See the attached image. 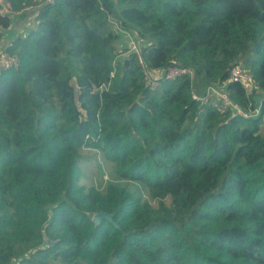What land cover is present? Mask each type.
<instances>
[{
  "label": "trees",
  "instance_id": "1",
  "mask_svg": "<svg viewBox=\"0 0 264 264\" xmlns=\"http://www.w3.org/2000/svg\"><path fill=\"white\" fill-rule=\"evenodd\" d=\"M8 1L14 13L35 4ZM37 5L36 29L7 48L18 68L0 74V264H264V0ZM111 16L139 54L120 59ZM10 17L0 15V42ZM140 58L150 72L193 76L151 89ZM234 66L251 86L231 81ZM212 86L261 114L203 102ZM83 149L159 207L81 186ZM100 212L116 225L97 226Z\"/></svg>",
  "mask_w": 264,
  "mask_h": 264
},
{
  "label": "built area",
  "instance_id": "2",
  "mask_svg": "<svg viewBox=\"0 0 264 264\" xmlns=\"http://www.w3.org/2000/svg\"><path fill=\"white\" fill-rule=\"evenodd\" d=\"M41 4H54L55 0H40ZM40 6L33 7L31 6L29 9H36L38 10ZM14 10L9 3L8 0H0V15L7 16L12 15ZM109 22L114 29V31L119 36V45L124 48H128L129 52L140 53V45L137 42V38L135 33L130 30L125 29L119 21L111 16L109 18ZM141 66L143 67L144 76H145V83L151 89H155L158 86V82L162 79L164 80H174L179 77L183 76H193V71L187 68L181 67H171L162 71H155L150 72L146 69L143 60L140 58ZM19 66V58L15 55H10L7 52L0 53V74L5 70L18 68ZM158 72V73H157ZM231 81L240 82L244 85L251 86L252 85V78L251 75L242 67V66H234L231 69ZM194 100H199V98L194 95ZM203 102H212L222 108L231 107L235 110L237 115L244 116L246 118H256L261 114V104H259L255 111L253 112H244L241 109L237 108L232 101L230 100L229 96L226 93L224 87L221 86H212L210 87L204 98L202 99Z\"/></svg>",
  "mask_w": 264,
  "mask_h": 264
},
{
  "label": "rangeland",
  "instance_id": "3",
  "mask_svg": "<svg viewBox=\"0 0 264 264\" xmlns=\"http://www.w3.org/2000/svg\"><path fill=\"white\" fill-rule=\"evenodd\" d=\"M120 53L125 52L124 47L118 46ZM125 55V53H122ZM122 55L120 59L123 58ZM258 102H261L260 98ZM79 167L81 169L80 185L87 188L95 187L102 192L110 186L125 188L135 196L142 198L143 201L149 202L154 208L159 207L158 201L152 200L149 191L137 182H131L121 179L117 172V165L106 161L104 155L94 149H83L80 152ZM167 205H171L170 198L166 200Z\"/></svg>",
  "mask_w": 264,
  "mask_h": 264
},
{
  "label": "crops",
  "instance_id": "4",
  "mask_svg": "<svg viewBox=\"0 0 264 264\" xmlns=\"http://www.w3.org/2000/svg\"><path fill=\"white\" fill-rule=\"evenodd\" d=\"M37 7L40 0H30ZM37 10L26 8L21 12L11 15V26L3 31V39L0 42V53L7 52V48L18 37H26L31 31L36 29L38 23L36 20ZM125 56V55H124ZM158 73V72H157Z\"/></svg>",
  "mask_w": 264,
  "mask_h": 264
},
{
  "label": "water",
  "instance_id": "5",
  "mask_svg": "<svg viewBox=\"0 0 264 264\" xmlns=\"http://www.w3.org/2000/svg\"><path fill=\"white\" fill-rule=\"evenodd\" d=\"M103 220H108L115 224L113 215L107 214L105 212H100L94 215L93 221L98 226ZM116 225V224H115Z\"/></svg>",
  "mask_w": 264,
  "mask_h": 264
}]
</instances>
